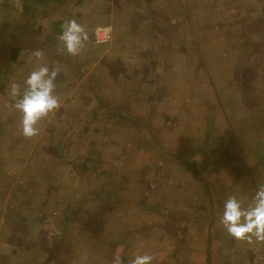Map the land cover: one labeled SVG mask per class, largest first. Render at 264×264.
<instances>
[{
    "label": "rangeland",
    "instance_id": "374dc122",
    "mask_svg": "<svg viewBox=\"0 0 264 264\" xmlns=\"http://www.w3.org/2000/svg\"><path fill=\"white\" fill-rule=\"evenodd\" d=\"M46 3L24 39V0H0V264H111L121 246L124 264H264L218 220L264 184V0ZM72 18L112 39L69 56ZM38 64L63 103L26 139L4 105Z\"/></svg>",
    "mask_w": 264,
    "mask_h": 264
},
{
    "label": "clouds",
    "instance_id": "9594fccd",
    "mask_svg": "<svg viewBox=\"0 0 264 264\" xmlns=\"http://www.w3.org/2000/svg\"><path fill=\"white\" fill-rule=\"evenodd\" d=\"M112 33L111 24L97 25L90 33L86 25L72 18L63 22L57 40L69 56L78 57L91 43L99 45L109 42ZM44 55L40 49L32 52L37 61L42 60ZM59 76L57 68L38 64L23 84L15 80L9 83L7 94L12 102L4 106L20 114L19 131L24 138L38 137L42 122L60 111L63 102L56 92ZM218 220L227 234L235 240L249 245L264 243V184L257 185L254 196L247 204L234 195L229 196ZM122 249L123 246L117 249L111 264H124ZM155 258V255L148 253L135 255L130 264H153Z\"/></svg>",
    "mask_w": 264,
    "mask_h": 264
},
{
    "label": "trees",
    "instance_id": "16d2710c",
    "mask_svg": "<svg viewBox=\"0 0 264 264\" xmlns=\"http://www.w3.org/2000/svg\"><path fill=\"white\" fill-rule=\"evenodd\" d=\"M42 2H47L46 4L49 5V2H53L54 4H56L57 6L61 7L63 6L65 3H66V0H24V14H25V20H24V23L22 25V30H20V33L22 34V37L25 39V38H37L38 37V34L40 32V29H38V32L36 33V31H33L32 30V33H31V30L30 29V25L31 24V21L30 18H33L34 17V12H36L38 10V3L39 4H42ZM45 4V3H44ZM172 5V4H171ZM171 5H169V7L171 8ZM178 6V3H173L172 5V8L174 7H177ZM36 7V8H34ZM31 16V17H30ZM33 33H36L33 35ZM29 34H31L32 36H29ZM31 41H34V40H31ZM21 41H17L16 42V47H13L11 48V52L9 54V57H11L13 60L15 59V57L17 55H19L21 49H23V47L21 46ZM37 46V44H35ZM114 115H119V116H122L123 113L121 112H113ZM111 116V115H109Z\"/></svg>",
    "mask_w": 264,
    "mask_h": 264
}]
</instances>
